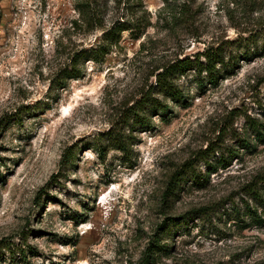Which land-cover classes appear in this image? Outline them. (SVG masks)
Returning a JSON list of instances; mask_svg holds the SVG:
<instances>
[{
	"label": "rangeland",
	"instance_id": "374dc122",
	"mask_svg": "<svg viewBox=\"0 0 264 264\" xmlns=\"http://www.w3.org/2000/svg\"><path fill=\"white\" fill-rule=\"evenodd\" d=\"M99 1L93 27L82 0H0V264H145L149 247L148 264H264V136L250 126L264 131V0ZM137 19L139 38L124 30L51 88L75 52ZM218 45L217 83L189 70L183 98L155 88L165 66ZM148 92L168 109L143 107ZM113 129L128 151L100 154Z\"/></svg>",
	"mask_w": 264,
	"mask_h": 264
},
{
	"label": "trees",
	"instance_id": "16d2710c",
	"mask_svg": "<svg viewBox=\"0 0 264 264\" xmlns=\"http://www.w3.org/2000/svg\"><path fill=\"white\" fill-rule=\"evenodd\" d=\"M182 6H185V4H183ZM79 10L83 13V18L91 26L95 27L102 24L101 3L99 0H82L81 4L79 5ZM144 28L145 25L143 26V23L138 19L133 23L127 21H118L110 29L104 31L103 43H100L95 47H86L81 49L80 51L75 52L71 58L70 64L60 69L56 76L52 79L51 88H63L66 86L68 79L80 77L84 72V67H82V64L86 60H94L97 62L102 61L105 58L106 54L110 52L111 45L118 42L124 30H131L133 32V36L135 38H139L143 33ZM262 48L264 50V43L262 45ZM227 66H229V59L226 58L224 47L222 45L210 46L206 50L198 54L196 57L185 56L183 58H178L174 62L165 66L163 70L159 71L156 74L155 88L165 97L181 99L184 97V93L176 83L175 79L177 75L179 76L188 72L189 70H194L195 72H197V76L199 78L198 82L200 84H203L205 77L202 76V74L206 72V74L208 75L207 77L209 78L211 83L215 84L217 83L219 75H221V68H225ZM141 101L142 106H145V108H147L149 111H165L169 107V105L165 101L159 100L157 97H154L152 94H150V92L144 95ZM16 118L20 122L22 121V116L20 114H18ZM135 122L141 127L150 125L149 117H147L146 115H142L139 112H135ZM261 125V123H255L254 121L250 123L251 128L259 137L264 136V131H262L260 128ZM129 136L130 135L126 134L123 130L113 129L109 131L107 134L109 143H101L98 146L100 154H105V145H108L110 148L112 147L127 152L129 149ZM73 157V150H67L65 151L61 162H63V164L65 165L70 164ZM223 165L225 166L226 164L223 163ZM187 166L188 165L186 163L184 164L185 169H177L176 171H174L169 180V184L171 185V187H168L169 192H175V189L179 186L183 178V173H186L188 168H190ZM217 167L218 165H214L213 167H211V170L216 169ZM195 178L197 181L199 180L197 175H195ZM262 180L264 182V179ZM262 188L264 189V183ZM252 189L253 187L251 188V190ZM148 251L149 252L145 253V264H148L150 262V259L152 258L151 247L148 248Z\"/></svg>",
	"mask_w": 264,
	"mask_h": 264
}]
</instances>
